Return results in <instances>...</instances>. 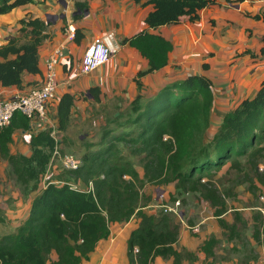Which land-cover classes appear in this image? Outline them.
<instances>
[{"label": "trees", "instance_id": "trees-1", "mask_svg": "<svg viewBox=\"0 0 264 264\" xmlns=\"http://www.w3.org/2000/svg\"><path fill=\"white\" fill-rule=\"evenodd\" d=\"M134 3L152 6L153 10L145 18V29L121 42L135 49L146 60L148 69L134 78L139 93L127 108L120 134L112 136L106 146L83 153L80 166L66 171L59 180L62 184L47 183L39 190L40 178L46 174L56 147L51 129L30 137L27 155L12 154L9 145L15 131L30 130V120L16 114L9 126L0 129V159L7 162L22 197L29 199L36 194L23 222L12 233L0 236V264H82L98 243L109 237L110 225L126 223L132 217L138 222L126 241L127 264H153L157 257L172 258L173 264H181V253L174 248L178 228L169 214L151 215L142 210L140 203L144 198L137 184L143 181L134 166L119 157V146L128 145L133 156H142L143 179L148 183L177 181L181 188L199 193L213 204L218 203L219 196L209 182L201 184L206 176L221 171L228 163L229 169L238 173L248 167L253 170L262 157L264 78L252 98L243 99L223 116L208 141L204 137L210 127L213 95L207 77L187 76L166 84L153 96L141 94L140 79L166 67L173 49L168 40L149 31L177 24L182 18L196 23L199 12L217 6L218 1L134 0ZM26 4L34 1L0 0V15ZM87 9V2L75 1L73 21L80 20ZM247 16L264 23V12ZM50 25L32 16L18 20V36L0 47V86L22 89L24 73L40 74L38 51L50 39L47 31ZM82 38L77 28L73 42L78 45ZM259 43V54L264 57V34ZM63 69L66 73V65ZM87 94L94 103L101 102L98 87H91ZM76 99L75 94L68 92L59 96L56 105L59 133L68 129ZM101 136L105 140L109 132L103 130ZM89 183L92 189L88 190L71 186L87 188ZM222 212L216 211L215 216ZM218 224L224 226L220 220Z\"/></svg>", "mask_w": 264, "mask_h": 264}, {"label": "crops", "instance_id": "crops-1", "mask_svg": "<svg viewBox=\"0 0 264 264\" xmlns=\"http://www.w3.org/2000/svg\"><path fill=\"white\" fill-rule=\"evenodd\" d=\"M33 1L34 4L19 6L8 14L0 15V47L5 45L10 38L18 36L17 22L21 18L32 16L50 23L47 29L50 39L45 41L38 51L40 74L24 73L22 89L14 86L8 88L0 86V101L41 84L46 59L53 50L51 47L57 46H63L64 52L60 68H58L60 84L58 96L66 92L76 95L72 116L78 105L84 103L78 100L79 96L85 95L90 100L87 92L91 87L100 89V98L111 97L114 93L122 92V96L131 102L138 95L139 91L134 78L137 73L146 71L148 64L135 49L128 44H123L121 40L130 38L145 29L144 21L152 12V6L137 5L134 0ZM75 1L87 2L88 9L82 14L80 20L74 22L72 15ZM217 1V6L205 8L199 12V20L196 23H189L186 18H182L177 24L161 26L154 31H149L168 40L173 49L168 54L166 67L140 79L141 94L144 97H150L166 84L183 80L187 76L207 77L215 88V93L212 94L208 129L211 132L214 129L213 133L219 127L225 114L232 111L243 99L252 98L256 94L264 78V57L259 54V38L264 34V23L254 21L247 16V14L254 16L263 13L264 0H244L238 3ZM68 24H74L76 29L81 30L83 38L78 45L66 40L65 30L61 32V29H65ZM106 33L114 34L116 54L94 72L88 75L79 74L77 61L96 37ZM65 65L66 73L63 71ZM56 105L57 103H54L48 113L53 124H56ZM30 124L28 132L17 130L22 134L21 137L27 144L26 146H23L22 142L17 144L16 141L20 136L17 131L13 133V141L9 145L12 154H18L14 152L13 147L16 142L17 149L20 150L19 154L27 155L30 137L43 130L46 121L36 119ZM26 147L27 152L22 153L21 150ZM31 197L29 201L32 200ZM231 202L233 209L226 208V212L213 216V219L224 222L225 227L217 224L218 221L208 223L210 220L207 217L203 220L208 225L214 226L213 234L216 237H221V240L214 238L218 246V249L215 248V264H264V232H262L264 231L262 228L264 217L261 214L259 239L254 240L251 234L253 225H258L255 220L257 219L256 214L260 213L259 207H242L240 203H237L238 201ZM231 213L237 214L230 215ZM137 222L136 220L132 227H129L130 222L124 224L125 227L121 229L120 234H112L110 231L109 237L98 243L94 252L86 261H83L84 264H127L126 241L131 231L137 227ZM184 232L185 225H180L179 236L182 234V238L178 236V242L174 246L178 252L183 247L192 251L191 240L198 242L204 236L201 234L200 237L191 236V238L189 232L187 236L183 234ZM210 232L212 231L209 230L205 234ZM226 232L229 233L226 234ZM110 240L113 241L111 245L108 244ZM253 246H256L255 253L258 254V260L255 263L246 256V248ZM225 251L228 252V256ZM153 264H173V259L157 257ZM182 264L190 263L184 260Z\"/></svg>", "mask_w": 264, "mask_h": 264}, {"label": "rangeland", "instance_id": "rangeland-1", "mask_svg": "<svg viewBox=\"0 0 264 264\" xmlns=\"http://www.w3.org/2000/svg\"><path fill=\"white\" fill-rule=\"evenodd\" d=\"M63 7L62 4V9ZM64 30L62 28L61 32H64ZM51 49L54 48L51 47ZM79 62L80 60L77 61V63ZM78 100L84 103H82L83 105H78V108L73 112L67 133L56 132L54 137L60 156L69 154L81 159L83 153L106 146L112 136H117L123 131V122L128 115L127 108L130 102L122 96V92L120 94L114 93L111 97L107 98L101 97L100 103H94L92 99L88 100L84 95L79 96ZM45 125L43 130L48 126L47 123ZM103 130L109 132V137L105 140H102L101 136ZM213 130L212 132L208 130L210 133L207 132L205 135V141L209 140V136L213 134ZM17 133L20 136L16 141L17 144L22 142L23 146H26L27 144H25L21 137L22 134L19 131ZM16 142L13 145L14 152L19 154L20 150L17 149ZM260 147L263 148L261 152L262 157L258 159L256 168L253 170L248 167L238 173V171H231L229 169L231 163H228L224 169L219 172L210 173L201 181V184L209 182V184L215 187L219 196L217 204L206 201L200 197L199 193L192 192L188 188H181L177 181L163 184L148 183L147 180L143 179L142 156H133L131 148L128 145L119 146L118 155L122 160L130 162L134 166L133 168L137 172L139 180L143 181L142 183H138L137 186H139L140 194L144 198L140 203V206H143L142 210L144 212L151 215L163 214L165 206L173 207L176 202H179L177 215L167 213L172 218L173 224L178 228V236L180 225H185V232L183 234L186 236L188 232L190 234H188L189 237L204 235L202 240L198 242L191 240L192 251H188L185 247L180 250L181 264L184 260H188L190 264L194 262L196 264H215V248L218 249L215 239L219 240L218 238H220L221 240V237H216L213 234L214 226L208 225L212 221H218L213 219V216L216 215L215 212L218 210L226 212V208L233 209L234 206L231 205V201H238L237 203H240L242 207L248 208L263 206L259 197L264 196V143ZM27 150L28 148L26 147L21 152L26 153ZM61 166L60 159L56 157L48 167L46 174L40 178L39 190L43 189L47 183L62 184L59 183V180H61L66 171ZM82 189L88 190L89 186L87 188L83 186ZM35 195L34 193L31 199ZM146 199H149V201L146 202ZM30 202L28 197L24 198L21 196L19 187L15 184V178L11 174L7 162L0 159V236L12 233L23 222L29 210ZM233 214L237 213H231L230 215ZM206 217L210 220L208 223L203 222ZM260 217V213H257L255 221L258 225H253L251 228L252 237L254 238L253 234L257 235L254 239L256 241L260 235ZM135 219L137 220L136 217H132L128 221L130 222L129 227L134 225ZM128 222L110 225L111 233H122L121 229ZM209 230L212 232L205 234ZM228 233L226 232V234ZM179 238H182V234ZM112 243L113 241L110 240L108 244L111 245ZM255 248L256 246L246 248V256L254 261L253 263L258 260ZM225 254L226 256L229 255L227 251H225Z\"/></svg>", "mask_w": 264, "mask_h": 264}, {"label": "built area", "instance_id": "built-area-1", "mask_svg": "<svg viewBox=\"0 0 264 264\" xmlns=\"http://www.w3.org/2000/svg\"><path fill=\"white\" fill-rule=\"evenodd\" d=\"M65 32L66 40L69 42L74 41L76 33L75 25L68 24L65 28ZM116 52L117 46L113 33H106L102 36L96 37L80 58L79 74L88 75L94 72L106 64ZM63 56V46H57V48H54L46 59L45 73L41 84L36 87L25 89L23 92L16 94L11 98L0 101V129L9 126L12 118L16 114H20L30 120V122H33L36 119L45 120L48 125L46 128L51 129V136L55 140L54 135L57 132L56 124H53L50 121L48 111L54 103H57L59 98L58 90L60 84L58 80V68H60ZM210 91L212 94L215 93V88H213L212 85L210 86ZM56 157L60 159L61 167L65 171L76 170L81 164L80 159L73 155L64 154L60 156L57 150V142L51 162ZM71 186L77 190H82L83 187L76 184H71ZM88 186L89 189H92L91 183H89ZM259 200L263 206L259 207L258 211L264 217V196H260ZM178 205L179 202H176L173 207L165 206L163 211L164 213H173L174 215H177ZM262 228L264 229V221Z\"/></svg>", "mask_w": 264, "mask_h": 264}]
</instances>
